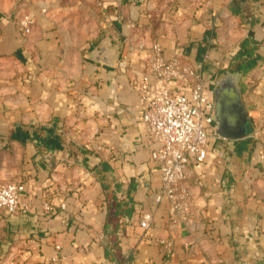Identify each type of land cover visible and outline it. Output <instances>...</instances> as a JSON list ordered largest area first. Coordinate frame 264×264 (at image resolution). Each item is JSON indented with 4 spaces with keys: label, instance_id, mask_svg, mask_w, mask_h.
I'll return each instance as SVG.
<instances>
[{
    "label": "crops",
    "instance_id": "0c3cea01",
    "mask_svg": "<svg viewBox=\"0 0 264 264\" xmlns=\"http://www.w3.org/2000/svg\"><path fill=\"white\" fill-rule=\"evenodd\" d=\"M250 31L262 58L240 72L253 152L213 124L182 185L188 209L174 211L156 199L160 145L142 121L163 88L155 46L200 66L213 99ZM7 182L24 189L17 212L0 209V264H264V0H0Z\"/></svg>",
    "mask_w": 264,
    "mask_h": 264
},
{
    "label": "built area",
    "instance_id": "2783aa9c",
    "mask_svg": "<svg viewBox=\"0 0 264 264\" xmlns=\"http://www.w3.org/2000/svg\"><path fill=\"white\" fill-rule=\"evenodd\" d=\"M24 21L27 27L33 23L30 16ZM155 49L158 53L152 61V71L163 88L148 100L142 121L151 139L160 145L151 153L162 181L156 199L168 197L174 203V211L186 212L188 206L182 203L186 190L182 185L189 175L190 158L201 161L207 154L208 129L214 124V101L205 95L200 66L182 64L178 59L166 60L161 47L156 45ZM23 189L20 182L0 183V209L17 212L22 206ZM152 220V213L144 212L140 226L149 229Z\"/></svg>",
    "mask_w": 264,
    "mask_h": 264
},
{
    "label": "water",
    "instance_id": "95a60500",
    "mask_svg": "<svg viewBox=\"0 0 264 264\" xmlns=\"http://www.w3.org/2000/svg\"><path fill=\"white\" fill-rule=\"evenodd\" d=\"M214 132L221 138L239 140L252 133L248 107L242 100L240 71L219 77L213 89Z\"/></svg>",
    "mask_w": 264,
    "mask_h": 264
},
{
    "label": "trees",
    "instance_id": "16d2710c",
    "mask_svg": "<svg viewBox=\"0 0 264 264\" xmlns=\"http://www.w3.org/2000/svg\"><path fill=\"white\" fill-rule=\"evenodd\" d=\"M257 44L258 41H256L254 33L250 31L248 36L240 42L239 49L232 57V64L235 65V69L243 75L248 74L252 69L257 67L262 60L256 52ZM45 141L48 142L49 139H45ZM236 145L243 151H247L250 157L254 148V140L251 137L239 139L236 141Z\"/></svg>",
    "mask_w": 264,
    "mask_h": 264
},
{
    "label": "rangeland",
    "instance_id": "374dc122",
    "mask_svg": "<svg viewBox=\"0 0 264 264\" xmlns=\"http://www.w3.org/2000/svg\"><path fill=\"white\" fill-rule=\"evenodd\" d=\"M214 126H215V122H214Z\"/></svg>",
    "mask_w": 264,
    "mask_h": 264
}]
</instances>
